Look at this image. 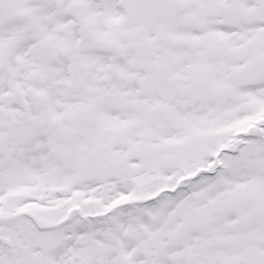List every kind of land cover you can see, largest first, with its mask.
Instances as JSON below:
<instances>
[{
    "label": "snow or ice",
    "instance_id": "snow-or-ice-1",
    "mask_svg": "<svg viewBox=\"0 0 264 264\" xmlns=\"http://www.w3.org/2000/svg\"><path fill=\"white\" fill-rule=\"evenodd\" d=\"M0 264H264V0H0Z\"/></svg>",
    "mask_w": 264,
    "mask_h": 264
}]
</instances>
